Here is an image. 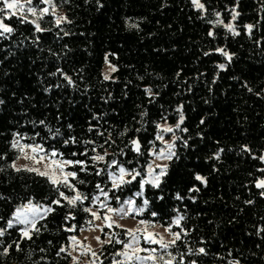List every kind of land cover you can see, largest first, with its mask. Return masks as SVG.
<instances>
[{"label": "trees", "instance_id": "16d2710c", "mask_svg": "<svg viewBox=\"0 0 264 264\" xmlns=\"http://www.w3.org/2000/svg\"><path fill=\"white\" fill-rule=\"evenodd\" d=\"M201 2L208 9L204 19L191 0H53L70 23L57 27L56 16L48 15L40 23L50 30L36 33L32 24L19 23L17 17L5 20L15 31L0 38V155L5 156L0 160V227L6 228L15 208L27 200L49 205L58 198L45 177L8 167L21 154L11 148L16 133L22 144L55 148L68 159H85L71 153L86 148L96 147V152H88L89 157L106 150V161L116 159L126 169L142 170L144 178L153 158L148 153L162 147L156 139V125H171L179 139L174 141L175 155L166 163L160 186L145 185L142 196L135 195L141 190L137 177L131 184L109 191L105 200L96 184L108 191L111 181L106 173L103 177L94 174L105 167L103 162L85 172L79 166L66 169L77 171L79 180L85 181L72 183L89 199L76 208L52 205L55 211L37 221L40 232L33 233L31 240L19 239L20 225L7 229L0 237V251L17 240L21 250L13 244L8 255H0V264H70L68 250L59 256L57 252L62 246L67 249L70 237L79 236L92 224L83 208L100 207V201L91 202L94 195L112 208L134 199L144 211L133 217L163 227L176 215H183L181 226L188 235H182L177 248L170 249L177 261L179 253L203 247L206 255H186L185 260L264 264V197L255 187V181L264 178L258 171L264 162L253 159L264 155V0H239L240 16L232 21L239 36L223 25L213 27L207 22L216 20L213 13L218 11L228 23L229 10L237 0ZM130 23L138 28H130ZM247 24L257 25L251 37L244 28ZM210 30L214 38L208 35ZM217 48L226 49L231 62ZM105 57L116 68L108 80L103 75ZM219 64H225V69H219ZM65 76L71 78V84ZM146 88L152 90V96ZM181 113L184 121L175 129ZM49 129H59L60 134L53 138ZM121 132L125 134L121 136ZM109 133L114 143L105 144ZM166 135L173 133H163ZM69 137L77 142L65 145ZM133 138L140 141L142 155L126 147ZM84 141L95 143L86 145ZM244 145L250 153L243 151ZM196 175L205 177L207 183L197 181ZM61 190L74 195L66 188ZM249 200L253 203H246ZM69 215L75 219H66ZM69 228L74 230L67 231ZM171 230L180 228L172 225ZM110 235L113 240L129 239L122 227H105L100 236ZM141 245L149 247L143 240ZM121 247L101 245L99 262L112 264L113 253Z\"/></svg>", "mask_w": 264, "mask_h": 264}, {"label": "snow or ice", "instance_id": "6c2138e0", "mask_svg": "<svg viewBox=\"0 0 264 264\" xmlns=\"http://www.w3.org/2000/svg\"><path fill=\"white\" fill-rule=\"evenodd\" d=\"M99 3V0H97ZM192 5L195 9L199 10L202 13L201 18L204 19L208 9L206 8V5L201 2V0H191ZM47 5L45 7H40V5ZM103 5H100L102 7ZM239 6V0H237V5L235 7H232L229 11L231 13V20L228 23H225L223 19H221V13L220 12H214L213 15L216 16V20L207 21L209 24L213 25V27L223 25V27L230 32L233 36H239L240 32H238L232 23V21H236L237 18L240 16V13L237 11V7ZM262 9H264V3L261 5ZM48 15H56V6L53 4V0H39V4L34 3V0H0V38H7L11 34L14 33L15 29L9 24L5 23V20H10L12 17H17L19 23L22 24H32L34 27V31L36 33H43L45 31H49L50 29H44L41 27L40 21L43 20L45 16ZM29 16L32 17V19H29ZM62 22L70 23V21L67 20L66 16H56L55 24L57 27H59ZM127 23V21H126ZM259 21L257 22V24ZM130 28H138V24L136 23H130L128 25ZM257 27V25L254 24H247L244 25V28L246 30V33L251 37L253 29ZM63 31V29H61ZM65 35H68L67 32L64 33ZM208 35L210 37H215V33L210 30L208 32ZM38 40V38H37ZM257 44H259V41H257ZM217 53H220L223 55L229 62L232 60V55L229 54V52L224 48H217L215 49ZM210 53H205V55H209ZM106 63L107 57H105ZM217 67L221 70L225 69V64H219ZM59 71V69L57 70ZM110 71L114 72L116 71V68L114 66L110 65ZM52 75H55V73H52ZM179 75V73L177 74ZM65 80L68 81L69 84L72 83V80L70 77L65 76ZM104 79L108 80L109 75L105 74ZM246 86V85H245ZM248 91L251 92L252 89L248 88ZM145 92L152 96V90L150 88H146ZM2 103V101H0ZM182 107V106H181ZM177 111H180L178 108ZM146 115V113H144ZM184 121V116L181 113L179 121L175 125V129H180L181 124ZM41 124H44V121H40ZM201 123H204L203 120H201ZM71 127V125H69ZM157 127V135L156 139L160 141H164L163 133H173V142H167L165 143V148L160 150H153L150 151L148 154L156 157V159H171L175 153L172 151L174 148V141L176 139H179V137H176L174 135V128L171 126H164L162 127L160 124L156 125ZM92 129L90 128L89 131ZM49 131L52 133L53 138L60 134L59 129L55 130L54 132L49 129ZM127 129H125V132ZM136 131H139L137 129ZM183 131H187V129H183ZM125 132H121L120 135L123 136ZM100 135H103V133H99ZM21 137L18 133L14 134V138L11 142V148L18 150L20 153H22L23 158L25 159H31L36 164L43 163L44 168L41 170L40 168L36 167H27L25 166L23 169L18 168L16 164L13 162L8 165V167L14 168L16 171H28V172H34L37 175L41 177H45L48 182L55 188V191L58 193V198L53 199L49 205H43L39 203H33L31 199L27 200L26 203H22L18 205L15 210L12 213L11 218L7 220V227L3 228L0 227V237H3L7 229H14L17 228V225H23V227L18 228L17 230L20 233L19 239H28L31 240L33 238V233H39L40 228H38L37 221L44 219V217L51 212L55 211V208L52 207V205H56L59 207H67L71 206L73 208H76L78 203L83 204L85 200H88L89 197L83 193H81L72 181H76L79 184L85 183L83 180H79L78 173L75 170L68 171L66 169L68 168H74L76 166H79V170L81 172L87 171L89 167H95L97 163L103 162L105 164L104 168L97 169L94 174L96 176H101L106 173L108 181H111V189L106 191L100 183L96 184V189L99 190L100 195L105 197V200L109 198V191L113 190H119L123 185L131 184L133 181L137 180V177H140L139 183H140V191L137 192L136 196H142L144 186L147 184H150L153 188H158L161 183V177L166 175L167 165H156L157 168L160 169V171L157 173L153 166L149 164L147 166V178H144V175H142V170H137L135 168L133 169H126L122 164H120L116 159H112L110 161H106V157L109 155V153L105 150L103 154L97 153L96 155L88 156V152H96V147H92L91 149H85L84 152L77 153L73 152L71 155L73 157L76 156H84L85 159H68L64 158L63 153L59 152L58 149L52 148L50 150H46L43 145L40 144H22L21 143ZM34 139V138H33ZM76 139L74 137H69L68 139L64 140V144L68 145L69 143H76ZM86 145L88 144H94V141H84ZM114 143V141L111 140V133H109V139L105 141V144ZM151 143V142H150ZM186 144V142H185ZM130 146L131 151L143 154L141 150V143L138 139L133 138L129 141V144L126 145V147ZM101 148L104 147V145H100ZM155 146L153 145V148ZM30 150L31 155H29V152L26 151ZM243 151L245 152H251V149L248 148V146L244 145L242 146ZM223 149H220L216 154L215 158L219 159L220 152H222ZM43 153V155H41ZM121 154H124V150L121 149ZM115 155V154H113ZM5 158L4 155H0V160H3ZM20 157H17L19 159ZM253 159H259L261 162H264V155H261L259 157L253 156ZM91 161V165L88 164V161ZM131 163V161H129ZM109 169H114L113 171H109ZM3 170V169H0ZM261 173H264V168L258 169ZM130 177V179H125V177ZM195 179L197 181H200L203 184L207 183V180L205 177L201 175H196ZM66 188L69 190V192L74 193V195H67L64 191L61 190V188ZM255 187L257 189H260V196L264 197V178H258L255 181ZM198 190V189H196ZM180 199V197H177ZM119 197H116V200L119 201ZM61 201H65L66 204L61 203ZM97 201H100L99 195H94L91 197V202L95 204ZM246 203L251 204L253 201L249 200L246 201ZM144 205L148 204V201L145 199L143 201ZM123 205H128L127 208H124L123 206L120 208H112L111 206L107 205L103 201H100V208L104 209L106 208V213L101 217L99 214L100 209H97V211H92L90 207H84L83 211L86 213H89L91 217H93L94 220H103V223L99 225V230L101 232L104 231V228H111L113 226L120 227L118 223H116L115 220L112 219L108 213H113L121 218L124 216L130 215L134 211V205L135 201L132 199L123 201ZM136 214H140L144 211L143 207H140L138 209H135ZM153 216H156V213H152ZM75 219V217H72L69 215L66 217V219ZM0 219H3L0 217ZM185 217L183 215H176L172 220L169 222V225L165 227V231L171 235V240H165L162 235L159 233H152L147 231V227L141 228L137 227L136 229H128L126 230V235L129 237L127 240H121V239H115L113 240L112 236L110 235L108 240L102 241L99 236L95 237L97 242L101 243L103 245L104 243L108 244H119L121 245V250H118L113 253L112 258V264H198V261L195 259L192 260H185L186 255H192V256H199V255H206V250L203 247H200L198 249H192L189 248L187 253H179V261H177V254H174L173 251L170 249L177 248V241H180L182 239V235L187 236L188 231L181 226V221H183ZM88 223H92V221H88ZM149 222L141 220L139 221L140 225H147ZM175 225L180 228V231L173 232L171 230V226ZM67 231H73V228L66 229ZM107 235V233H106ZM87 239V238H85ZM70 240L73 242V245L80 244V247L86 248V252L91 254L94 259L89 262V264H96V261L99 260V256L95 251H93L90 247H87L83 245L82 243L77 241V238L75 236L70 237ZM141 240H143V243L146 245H149V247H141ZM13 244L15 245V248L17 251L21 250V245L19 243V240L13 241ZM13 244H9L7 247H4L2 251H0V255L6 256L9 254V249L13 247ZM151 245H157L158 247H151ZM66 247L62 246L59 251L57 252V255L59 256L60 253L66 252ZM75 250V248L73 249ZM43 251V249H41ZM141 253H144L141 255ZM85 254L84 252L81 253V255ZM69 256H71V253H68ZM117 257H120V259H117ZM73 264H78V257L73 256L72 257ZM229 264H239V261H229Z\"/></svg>", "mask_w": 264, "mask_h": 264}, {"label": "rangeland", "instance_id": "374dc122", "mask_svg": "<svg viewBox=\"0 0 264 264\" xmlns=\"http://www.w3.org/2000/svg\"><path fill=\"white\" fill-rule=\"evenodd\" d=\"M45 6H47V5H44L43 7H45ZM55 16H62V14L56 10V15ZM29 19H32V17L29 16ZM109 65H110L109 63H106V66L103 69V75L107 74L110 77L112 71H110V66ZM160 125L162 127L171 126V125H168L167 123H161ZM172 139H173V135L164 136V141L171 142ZM164 141H160L162 143V147L160 149H164L165 148ZM26 151H28L29 155H31L30 150L26 149ZM41 155H43V153H41ZM19 157H20L19 159L14 161V163L16 164V166L18 168H24L25 166H27V167H36V168H40L41 170H43V168H44V164L43 163L36 164L31 159H25V158H23L22 153L20 154ZM152 157L153 158H152L150 164L153 166L154 170L158 173L160 171V169L157 168L156 165H158V164L159 165H166L168 159H156V157H154V156H152ZM145 178H147V168H146ZM125 179H130V177L126 176ZM132 200H134V199H132ZM100 201L104 202V200H100ZM43 205H46V204H43ZM122 206L124 208L128 207V205H123V203H122L120 206H118L116 208L118 209V208H120ZM91 209H92V211H97V209L101 210L102 208L93 206V207H91ZM135 209H138L136 204L134 205V211L130 215L124 216L123 218H121L120 216H118L116 214H113V213H108V215H110L112 217V219L115 220L116 223H118L120 225V227L125 228L126 230H128V229H136L137 227H141V228L147 227V231L148 232L159 233L160 235H162L164 237V239L166 241L172 239L171 235H169V233L165 231V227H163L160 224L148 223L147 225H140L139 221H141V220L133 217V215L136 213ZM105 213H106V208H104V213L101 214L99 212L101 217ZM102 223H103L102 219L101 220H94L93 217H92V224L87 229H84V230H82L80 232V235L76 237L77 241L82 243L83 245H85L87 247H90L93 251H95L97 253V251L99 250V248L101 246V243L97 242L95 237L99 236L102 241L108 240V237L101 238V236H100L101 235V231L99 230L98 226L101 225ZM20 226L23 227V225H20ZM85 238H87V239H85ZM141 247H143V246L141 245ZM74 248H75V250H73ZM67 250H68V252L71 253L70 264H73V261H72V257L73 256L78 257V264H89V262L94 259V257L91 256V254L86 252V248L80 247L79 243L76 244V245H73V242L71 240L69 241ZM82 252H84L85 254L81 255ZM143 254L144 253H141V255H143ZM118 259H120V257ZM96 264H101V263L99 262V260H97Z\"/></svg>", "mask_w": 264, "mask_h": 264}]
</instances>
